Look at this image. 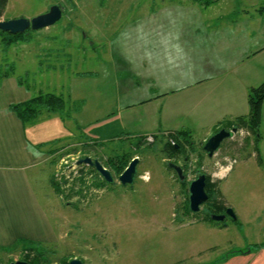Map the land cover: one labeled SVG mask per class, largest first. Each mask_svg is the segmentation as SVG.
Masks as SVG:
<instances>
[{"label": "crops", "instance_id": "1", "mask_svg": "<svg viewBox=\"0 0 264 264\" xmlns=\"http://www.w3.org/2000/svg\"><path fill=\"white\" fill-rule=\"evenodd\" d=\"M100 1L80 10L93 19L91 47L107 42L110 67L73 77L69 114L45 112L26 124L9 107L37 91L15 73L0 78V253L54 235L33 180L37 168L63 154L48 147L54 140L70 133L78 138L70 145L169 130L210 135L247 115L250 88L264 82V0ZM261 133L260 156L252 139L247 145L264 164V104ZM225 170L220 180L233 169ZM219 264H264V248Z\"/></svg>", "mask_w": 264, "mask_h": 264}, {"label": "rangeland", "instance_id": "2", "mask_svg": "<svg viewBox=\"0 0 264 264\" xmlns=\"http://www.w3.org/2000/svg\"><path fill=\"white\" fill-rule=\"evenodd\" d=\"M161 1L138 0V3L152 5ZM91 2L103 3L100 0H8L0 20L33 18L47 12L53 4L64 5V12L55 24L29 29L25 37L12 44H6L2 40L5 35L0 34V74L14 72L37 94L62 95L68 109L73 77L88 73L93 66L110 67L107 42H96L95 50L91 47L93 19L90 11L80 10V5ZM115 2L125 5L130 1ZM118 12L126 13V10L120 7ZM102 13L101 19H105L104 14L108 11ZM246 131L233 132L212 157L204 152V145L214 133L195 132L196 150L190 152L188 166L183 157H165L160 143L148 146L155 141L154 134L143 136L146 143L141 149L136 148L135 138H113L107 148L92 144L86 147L85 142L70 145L78 139L71 137L74 133L54 140L48 147L63 148V154L68 150L71 152L61 158L53 156L54 160L58 158L57 166L45 168L41 165L33 179L54 235L52 239L32 242L30 246L46 251L54 264H60L68 256L81 259L84 264H213L231 251L249 252L250 245L264 242V164L252 154L255 149L246 144ZM167 133L160 135L175 143ZM113 148L129 151L133 158L139 157L133 185L119 184V177H116L114 185L99 187V175L87 163L82 165L87 170L81 177L73 169V176L68 175L67 181L64 177L59 180L57 173L62 172L57 168L62 158L90 155L99 159L98 156L112 153ZM169 162L183 164L189 182L196 178L197 169L210 175L218 186L216 201L232 208L236 219L230 215L225 221L209 219L206 217L208 203L198 212H186L187 193L174 169L168 168ZM230 167L233 170L227 179L220 180L227 176L225 168ZM52 174L61 189L60 194L50 182ZM82 179L89 184L84 190L94 185L101 191L100 196H93L87 202L80 201L83 196H78L75 186L80 187L78 180ZM15 249L13 253L11 249L1 252L0 264L20 259L23 255L21 246Z\"/></svg>", "mask_w": 264, "mask_h": 264}, {"label": "trees", "instance_id": "3", "mask_svg": "<svg viewBox=\"0 0 264 264\" xmlns=\"http://www.w3.org/2000/svg\"><path fill=\"white\" fill-rule=\"evenodd\" d=\"M7 1L8 0H0V16L2 15L3 10L5 9L7 5ZM60 5L64 7V5L62 4ZM9 33L10 32H5V31L0 30V34L5 35L2 37V40L6 44H12L14 42H17L21 37L23 36L25 37V35L28 34L29 31L27 30L24 33H18V34H11V33L9 34ZM12 73L14 72L6 71L4 73H1L0 78H3ZM248 98H249V113L247 115H241V116L234 118L227 124H224L223 126L217 128L216 132H218L221 128H226L228 130H232L235 128L237 131L241 129L248 130V132L251 135V138L247 140V144L252 139L254 143L253 144L254 148L258 156H260V141L262 138L261 124H262V111H263V104H264V82L258 86L251 87L249 90ZM66 107H67V100L62 95L55 94V93H45V94H38L27 101L13 103L10 105L9 108L11 111L15 112L21 120H23L26 123V121H31L37 118L41 113L47 112L49 114H64V113L69 114L68 111H71L72 109L75 108L72 102L68 109ZM165 132H168L167 134H170V136L175 139L174 140L175 143H172L171 139L169 141L167 140L166 137H163L160 135V134H164ZM165 132L160 133V134H154L155 141L153 143H148V146H151V145L154 146L155 144L160 143L162 145L161 152L165 154V157H168V158L183 157V161L185 162V165L188 166L189 160H190V152L192 151L195 152L196 150V148L194 147V139H193L194 133L188 130H169ZM109 142L110 140H100V141L94 140L90 142L87 141L84 144L86 147L91 146L90 144H92L93 147L101 146V147L107 148ZM143 143H146L145 137L141 136V138H137L136 143H135L136 148L141 149ZM118 149L119 148H113L112 149L113 152L108 153V156L106 155L98 156L99 160L104 164V166L110 169V171L112 172L114 176V180L112 182H108L103 177H100L101 174L95 169V167L90 165V168L99 175L100 179L97 183L99 187H106L109 185H114L116 182L115 178L119 177L120 174L125 170L128 164L131 162L133 158L131 153L129 151H120V149L119 150ZM60 150H62V148L58 147V148H54L51 151L55 153L57 151L59 152ZM70 152L71 150H68V151H65L64 154L65 153L69 154ZM64 154H61V155L63 156ZM201 155H203V153ZM85 156H90V155H85ZM61 157L59 156V158ZM258 159H259V162L262 164L263 160L260 157H258ZM167 166L169 168V163H167ZM184 168L186 170V167ZM82 171H84V167ZM197 172H200V170L197 169ZM177 179L180 182L181 187L183 188V191L187 193L186 194L187 195L186 204H185L186 212L188 211L191 212L192 210L190 208V200H189V196H190L189 186L191 182L187 180V175H186L185 180L183 181L179 179L178 175H177ZM54 180L55 179L52 174L50 177V182L53 185L54 189L56 190V193L60 194L59 191L61 189L58 187V185L56 184ZM119 184L121 183L119 182ZM133 184L134 183L127 184V185L129 186ZM205 189L207 193L209 194V199L206 201L208 203L207 209H206V217H208L209 219H212L211 215L214 213H217V214L226 213V210L228 207L225 205H221L216 201L217 198L215 197L217 196V193H218V186L216 182L212 181V177L208 174H206ZM68 203H71V202H68ZM30 243L32 242L22 241L16 247H13V249L10 250V252L12 253L15 252L16 251L15 248H20L21 246V250H22L21 252L23 255L20 259L26 260L30 264H54L53 260L51 258L49 259L48 256L46 255V251H40L35 246L31 247ZM262 248H264V242L255 243L253 245H250L247 249H250L251 251L253 250L256 251ZM233 253H247V251L245 250L231 251L228 254H226L223 258H221L218 262H214L213 264H219L225 261ZM73 258L75 257L73 256L64 257L61 260L60 264H70V261ZM82 264H84L83 260H82Z\"/></svg>", "mask_w": 264, "mask_h": 264}, {"label": "water", "instance_id": "4", "mask_svg": "<svg viewBox=\"0 0 264 264\" xmlns=\"http://www.w3.org/2000/svg\"><path fill=\"white\" fill-rule=\"evenodd\" d=\"M64 12V7L60 4H53L50 6L49 10L45 13L39 14L33 18L18 17L12 19L0 20V30L5 32H10L11 34L24 33L29 29L37 30L45 27H49L56 22H58ZM237 130L234 128L228 130L226 128H221L218 132L211 135L205 145L204 150L209 156H214L216 151L220 148L221 143L224 139L232 136L233 132ZM79 164L87 163L93 167L101 174V176L108 182L114 180V176L110 169L104 166V164L97 158L93 159L91 156L81 157L78 160ZM139 163V157H134L125 170L120 174L119 181L122 185L131 184L134 182L137 175V165ZM169 167L175 169L181 181L185 180L186 175L184 174V169L181 165L174 162H169ZM206 174L198 172L196 178L190 183V208L193 212H198L201 206L209 199V194L206 189ZM226 214L236 218L235 212L232 208H227ZM226 214L214 213L211 215L212 219L215 221H223L226 218ZM10 264H30L28 261L23 259H16ZM70 264H82V260L78 258H73Z\"/></svg>", "mask_w": 264, "mask_h": 264}, {"label": "built area", "instance_id": "5", "mask_svg": "<svg viewBox=\"0 0 264 264\" xmlns=\"http://www.w3.org/2000/svg\"><path fill=\"white\" fill-rule=\"evenodd\" d=\"M242 132H244V131H242ZM235 133L236 132H234V134ZM149 138L151 140H153L152 136H150ZM78 160H79V156H76V157L68 156L65 159L62 158L60 160V164H59L57 169H59L58 172H62V174H58L57 173V176H58L59 180H62L63 177H64V179H66L65 181H67L68 175L73 176V171H72L73 169H75V174H79V177H81V175L83 174L82 172L87 170V168H84V171H82V169L84 167L82 165H85L86 163H84V164L82 163L80 165L78 163ZM76 168H78V169H76ZM85 181H86V179L78 180V183H79L78 185H80V187L79 186H75V190H76L78 196L79 195L83 196L82 200H80V201H83V202L90 201L93 196H98L101 193V191L96 189L97 187H95L94 185H92L88 190H84L89 185L88 182H85ZM80 192H82V194H80Z\"/></svg>", "mask_w": 264, "mask_h": 264}, {"label": "flooded vegetation", "instance_id": "6", "mask_svg": "<svg viewBox=\"0 0 264 264\" xmlns=\"http://www.w3.org/2000/svg\"><path fill=\"white\" fill-rule=\"evenodd\" d=\"M185 159H187V158H185ZM181 166L183 167V169H185L183 164H182ZM174 171H175L176 174L178 175V173H177V171H176L175 169H174ZM178 177H179V176H178ZM179 179H180V178H179ZM206 203H207V202H205L204 204H206ZM224 214H226V213H224ZM227 215H228V214H226V216H227Z\"/></svg>", "mask_w": 264, "mask_h": 264}]
</instances>
